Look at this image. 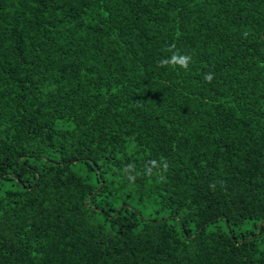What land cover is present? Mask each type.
<instances>
[{
	"label": "trees",
	"instance_id": "obj_1",
	"mask_svg": "<svg viewBox=\"0 0 264 264\" xmlns=\"http://www.w3.org/2000/svg\"><path fill=\"white\" fill-rule=\"evenodd\" d=\"M0 264H264V0H0Z\"/></svg>",
	"mask_w": 264,
	"mask_h": 264
},
{
	"label": "clouds",
	"instance_id": "obj_2",
	"mask_svg": "<svg viewBox=\"0 0 264 264\" xmlns=\"http://www.w3.org/2000/svg\"><path fill=\"white\" fill-rule=\"evenodd\" d=\"M174 47V46H173ZM192 62V56L188 54H180L174 52L170 58H161L157 60V66L160 68L164 67H175L179 69L187 70L189 64ZM204 79L206 82L211 83L213 76L211 73H205Z\"/></svg>",
	"mask_w": 264,
	"mask_h": 264
}]
</instances>
